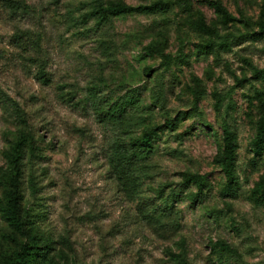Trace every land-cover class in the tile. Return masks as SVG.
Listing matches in <instances>:
<instances>
[{
    "label": "rangeland",
    "instance_id": "rangeland-1",
    "mask_svg": "<svg viewBox=\"0 0 264 264\" xmlns=\"http://www.w3.org/2000/svg\"><path fill=\"white\" fill-rule=\"evenodd\" d=\"M157 1L168 10L104 24L93 15L96 3ZM199 23L227 45L199 54L215 39ZM263 23L264 0H0V258L27 243L31 264H264V153L252 145L264 119ZM129 100L120 122L99 117ZM225 118L237 134L234 193L220 164ZM152 130L150 161L129 171L125 149ZM22 132L37 148L23 231L3 217ZM185 174L208 178L197 201L194 185L175 195ZM171 209L178 226L161 217Z\"/></svg>",
    "mask_w": 264,
    "mask_h": 264
},
{
    "label": "trees",
    "instance_id": "trees-1",
    "mask_svg": "<svg viewBox=\"0 0 264 264\" xmlns=\"http://www.w3.org/2000/svg\"><path fill=\"white\" fill-rule=\"evenodd\" d=\"M216 11L222 15L225 20H233V16L223 6L220 1L211 2ZM169 2L157 1L151 5H142L139 7H131L122 4H117L111 7H104L100 3H96L93 8V15L100 21L106 23L110 17L121 16L132 13H148L158 14L168 10ZM199 28L208 31L213 35L215 39L207 41L202 44H196L195 48L201 55H207L215 51V48H222L227 45V38L220 36L216 31L207 28L205 24L199 23ZM261 33H264V23L261 25ZM229 37V36H228ZM162 57L168 62L171 60V56L164 55ZM256 75H262L264 78V72H255ZM46 82H50V78H47L45 74L43 76ZM217 103L216 109L221 106L222 97L216 95ZM130 106H134V101H125L120 105V110H115L112 115L109 112L101 114L99 117L103 118L104 123H110L113 121L118 123L121 121L124 113L130 109ZM169 125H172L168 121ZM156 131L152 130L145 133L139 144L129 145L124 151L125 167L129 171H136L137 167H142L144 164L150 161L152 153V141L156 138ZM222 135H223V149L220 164L222 171L227 180V188L233 193L236 192L234 189L237 187L236 178V148H237V134L228 122L227 118L222 123ZM253 150L256 156H262L264 153V119L261 120L258 127V132L253 143ZM36 144L32 138H29L22 132L14 143L7 168V177L9 180V188L5 196V205L3 208V217L7 224L16 230H24L26 223V211L22 203L23 193L25 191V184L28 171V163L30 155L36 151ZM207 176L198 174H185L183 176V182L180 184L181 189L175 193V195H182L185 190L189 189L191 185L196 186L197 192H190L189 197L193 201H197L203 195L204 190L208 187ZM161 217L165 220V224L169 226H178V212L175 209H171L168 212H163ZM30 241V237H29ZM219 248L222 251L228 253H236L235 249L229 245L226 241L219 242ZM37 246L22 243L19 248L12 254L4 255L0 258V264H31L30 257L35 255ZM37 255V254H36Z\"/></svg>",
    "mask_w": 264,
    "mask_h": 264
}]
</instances>
